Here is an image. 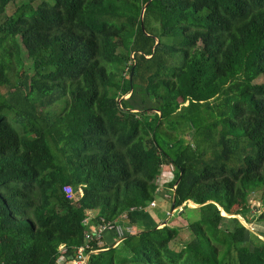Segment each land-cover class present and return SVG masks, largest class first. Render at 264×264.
<instances>
[{
  "label": "trees",
  "instance_id": "1",
  "mask_svg": "<svg viewBox=\"0 0 264 264\" xmlns=\"http://www.w3.org/2000/svg\"><path fill=\"white\" fill-rule=\"evenodd\" d=\"M13 1L0 0V264H55L91 211L137 232L93 241L108 249L88 264H264L239 217L264 222L249 218L264 194V0H22L9 15ZM161 164L173 208L196 214L180 249V226L139 209L163 192Z\"/></svg>",
  "mask_w": 264,
  "mask_h": 264
},
{
  "label": "built area",
  "instance_id": "2",
  "mask_svg": "<svg viewBox=\"0 0 264 264\" xmlns=\"http://www.w3.org/2000/svg\"><path fill=\"white\" fill-rule=\"evenodd\" d=\"M174 167L172 164H161V174L159 177V186L157 192H161L163 184L172 178ZM176 185L171 188L174 190ZM64 192L67 198H72L75 193L72 186L64 185ZM171 192V191H169ZM167 197L170 196L166 195ZM157 201L152 200L147 206L140 207L139 209L148 210L150 207H156ZM135 209V208H133ZM182 209V206L179 207ZM93 216L88 212L87 216L83 220L85 227V241L81 245L72 249L66 244H60L57 249V254L55 258V264H88L90 256L93 253H96L100 249H95L93 241L97 242L98 247L104 245V237L107 232H112L114 238L116 239L115 245L119 244L127 235L134 234L137 232L136 226L131 224L127 214L123 215L125 222H113L106 221L104 218H101L100 222H92ZM90 251V252H88Z\"/></svg>",
  "mask_w": 264,
  "mask_h": 264
},
{
  "label": "rangeland",
  "instance_id": "3",
  "mask_svg": "<svg viewBox=\"0 0 264 264\" xmlns=\"http://www.w3.org/2000/svg\"><path fill=\"white\" fill-rule=\"evenodd\" d=\"M20 1L22 0H15L12 3H10V5L7 8V13L9 15L14 13L17 7L16 3H18L19 5ZM156 199H157V206L150 208L145 213V217L147 221L150 223L148 225L150 226V225L156 224L157 222L167 221V223L171 225L180 226L179 236L177 237L176 240L172 242V246L177 249L182 248L193 237V233L191 229L187 226V221L185 219L191 218L192 220H194L196 218L195 212L191 211L190 209H186L184 210L185 212L184 215L186 216H184L180 214L183 208L182 209L178 208V209H175L173 212V215L170 216L169 213L171 214V211L173 209V202L171 201V198H168V199L164 198L163 193H159ZM188 204H189V207L196 208V207H193L191 203H188ZM251 204L253 208H252V214L249 215V218L255 219L258 214L264 211V194L263 195L259 194L257 196H254L251 200ZM240 217L242 221L247 223V226L250 229H252L253 232L255 231L256 233L257 232L261 233L260 237L264 239V222L258 221L257 219H255L252 222H247L244 220L242 216ZM113 241H114V238L112 234L107 233L104 237V242L106 244H111Z\"/></svg>",
  "mask_w": 264,
  "mask_h": 264
},
{
  "label": "crops",
  "instance_id": "4",
  "mask_svg": "<svg viewBox=\"0 0 264 264\" xmlns=\"http://www.w3.org/2000/svg\"><path fill=\"white\" fill-rule=\"evenodd\" d=\"M172 177H173V175H172ZM166 192H167V193H166ZM162 193H165V194H164V198H168V197L166 196V195H168V194H170V195H171V192H168V191H166V190H163V192H162ZM191 204H192V202H191ZM192 205H193V206H195L194 204H192ZM150 208H153V207H150ZM150 208H149V209H150ZM149 209H148V210H149ZM175 209H178V208H173V209H172V211H171V214L169 213V215H170V216H172V215H173V212H174V210H175ZM148 210H147V211H148ZM181 211H182V210H181ZM94 212H95V213H94ZM224 212H225V211H224ZM89 213H90V214H91V216H93V217H94V215H96V211H91V212H89ZM225 214H226V212H225ZM120 222H123V223L125 222V220H124V218H123V217H122V220H121ZM164 222H167V221H163V222H157V223H156V224H154V225H157V224H159V223H160V224H159V227H160V226H162V225H163V223H164ZM91 223H92V220L90 221V224H91ZM148 224H150V223L148 222ZM150 226H153V225H150ZM108 245H110V244H108ZM114 246H115V245H114ZM103 249H104V248H103ZM105 249H106V248H105ZM107 249H108V248H107ZM100 250H102V249H100Z\"/></svg>",
  "mask_w": 264,
  "mask_h": 264
},
{
  "label": "water",
  "instance_id": "5",
  "mask_svg": "<svg viewBox=\"0 0 264 264\" xmlns=\"http://www.w3.org/2000/svg\"><path fill=\"white\" fill-rule=\"evenodd\" d=\"M143 27H144V25H143ZM190 202H192V204L195 205V206H193V207H200V206H201V204H196V203H194L193 201H189V203H190ZM208 202H210V201H208ZM221 209H222V208H221ZM222 214H223V213H222ZM223 215H224V214H223ZM231 216L236 217V216H238V215H236V214H231ZM239 217H240V216H239ZM240 218H241V217H240ZM242 222H243L244 225L247 226V223H246V222H244V221H242ZM166 223H167V222H164L162 226H164ZM162 226H160V227H162ZM247 227H248V226H247ZM104 250H107V249L98 250L96 253H99V252L104 251Z\"/></svg>",
  "mask_w": 264,
  "mask_h": 264
},
{
  "label": "bare ground",
  "instance_id": "6",
  "mask_svg": "<svg viewBox=\"0 0 264 264\" xmlns=\"http://www.w3.org/2000/svg\"><path fill=\"white\" fill-rule=\"evenodd\" d=\"M222 210H223V209H222ZM223 211H224V210H223ZM224 215H225V214H224ZM226 216H231V214H227V213H226Z\"/></svg>",
  "mask_w": 264,
  "mask_h": 264
}]
</instances>
